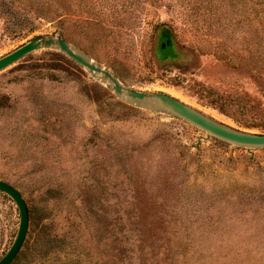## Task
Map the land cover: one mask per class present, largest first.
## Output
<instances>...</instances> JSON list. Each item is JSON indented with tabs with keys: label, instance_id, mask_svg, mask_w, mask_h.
I'll list each match as a JSON object with an SVG mask.
<instances>
[{
	"label": "rangeland",
	"instance_id": "rangeland-1",
	"mask_svg": "<svg viewBox=\"0 0 264 264\" xmlns=\"http://www.w3.org/2000/svg\"><path fill=\"white\" fill-rule=\"evenodd\" d=\"M195 3L11 5L29 21L10 28L12 17L0 18V58L35 37L62 36L136 91L262 133L247 125H264V14L245 25L230 6L210 28ZM0 180L28 209L12 264H129L140 243L167 264H264V149L132 105L53 49L0 71ZM18 224L16 205L0 193V258ZM43 225L58 238L33 259Z\"/></svg>",
	"mask_w": 264,
	"mask_h": 264
},
{
	"label": "water",
	"instance_id": "water-1",
	"mask_svg": "<svg viewBox=\"0 0 264 264\" xmlns=\"http://www.w3.org/2000/svg\"><path fill=\"white\" fill-rule=\"evenodd\" d=\"M47 49H53L64 54L89 74L99 79L118 98L132 105L173 115L212 137L227 143L246 148L264 149V133L246 132L217 122L166 93L136 91L122 84L114 74L98 65L84 52L73 47L59 36L35 37L14 51L2 56L0 58V71L32 52ZM146 99L154 101L148 103L145 101ZM0 193L7 195L14 202L19 214V224L16 235L7 251L0 258V264H11L21 250L27 234L29 223L28 209L21 193L2 180H0Z\"/></svg>",
	"mask_w": 264,
	"mask_h": 264
},
{
	"label": "trees",
	"instance_id": "trees-1",
	"mask_svg": "<svg viewBox=\"0 0 264 264\" xmlns=\"http://www.w3.org/2000/svg\"><path fill=\"white\" fill-rule=\"evenodd\" d=\"M68 1V0H38L37 3H35L33 0H9L7 2L2 3V8L0 9V18L2 16H9L12 17L14 20L13 23H11L10 28H15L18 27L19 21L20 24H25L29 20L26 18H21L19 14L12 9L11 5H19L22 7H32L35 6L36 9L39 8L41 10H49L51 7L57 8L59 6V3ZM187 2L195 3L196 9L199 11L200 14L204 17V23H202L203 26H208L210 28L215 27V24L220 23V17L221 14H225L227 11V7L233 6L234 8V15L233 18L239 19V16L245 15V25H253L254 24V19L260 18L261 14H264V0H198V1H193V0H187ZM21 7V8H22ZM23 9V8H22ZM31 9V8H30ZM23 10H28L29 9H23ZM248 12L247 17H246V11ZM227 18V15H226ZM233 18H228L230 21L226 22V25L228 26H234V21ZM233 21V22H232ZM238 26H241V22L237 23ZM260 25V22L258 23ZM257 24V26H259ZM21 26V25H20ZM241 29L243 26L240 27ZM12 30V29H11ZM62 37V36H59ZM65 39L64 37H62ZM62 54V53H61ZM64 58L69 59L66 57L64 54H62ZM72 61V60H71ZM248 127H256L257 129L260 130V132H264V125L263 124H258V125H247ZM172 172H177L178 168H176L173 165V168L171 170ZM48 228V227H47ZM47 230V229H46ZM50 230V229H49ZM52 232H55V235H53V239H49L48 235L45 231V225H43L36 233L34 237V245L32 248L29 249V254L33 256V259H39L40 257L42 258L45 254L49 253L48 251V244H51L56 238H58V232L54 229L51 228ZM1 239V235H0ZM144 243H140L138 245V250L136 252V255L133 259L132 263L129 264H167L165 260L161 259V253L160 250L158 252H154L153 248L151 246H146L142 247ZM22 249L19 251L17 254L16 258L13 260V262L17 261L19 257L21 258L23 252H21ZM40 260V259H39ZM12 262V263H13ZM97 264H100V261H97ZM11 263V264H12Z\"/></svg>",
	"mask_w": 264,
	"mask_h": 264
},
{
	"label": "bare ground",
	"instance_id": "bare-ground-1",
	"mask_svg": "<svg viewBox=\"0 0 264 264\" xmlns=\"http://www.w3.org/2000/svg\"><path fill=\"white\" fill-rule=\"evenodd\" d=\"M145 101H147L148 103H151V101H154V100L146 99ZM202 114H203V113H202Z\"/></svg>",
	"mask_w": 264,
	"mask_h": 264
}]
</instances>
